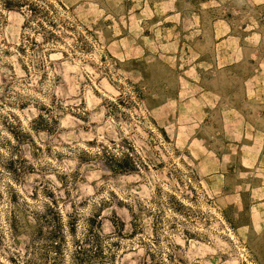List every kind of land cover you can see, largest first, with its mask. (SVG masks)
Segmentation results:
<instances>
[{
	"label": "rangeland",
	"instance_id": "374dc122",
	"mask_svg": "<svg viewBox=\"0 0 264 264\" xmlns=\"http://www.w3.org/2000/svg\"><path fill=\"white\" fill-rule=\"evenodd\" d=\"M42 3L48 56L0 2V260L54 264L58 212L59 264L91 225L105 264H264V0Z\"/></svg>",
	"mask_w": 264,
	"mask_h": 264
},
{
	"label": "trees",
	"instance_id": "16d2710c",
	"mask_svg": "<svg viewBox=\"0 0 264 264\" xmlns=\"http://www.w3.org/2000/svg\"><path fill=\"white\" fill-rule=\"evenodd\" d=\"M0 2L1 5L8 10L25 11L28 17L27 25H29L34 31V33L27 34L26 36L29 43L33 46L32 49L37 46L40 34L44 31L49 36L44 37L43 39L48 43L53 42L52 45H50L48 49H46V55L48 56L50 52L57 48V43L55 42L61 40L60 35L64 34V27L61 26L60 23L51 19V17L49 16L50 9H48V6L42 3V0H0ZM21 50L23 53L26 52L25 48L22 46ZM43 117V115L40 116L41 121H44ZM123 156L125 158L129 157L128 155ZM112 158L113 162L114 159L115 161H120L118 160V156L116 155H113ZM14 163L15 161L12 159L8 164L9 170L13 168ZM123 168L124 167L120 166H111V169L113 170L124 171ZM179 205L182 206L181 203ZM50 211L53 212V209H50ZM54 214L55 217L50 221V223L53 224V228L48 234H45L46 238L48 239L46 243L55 254L54 264H59L61 257L64 255L63 244L65 241V234L63 229L64 224L61 221L60 214L58 212H55ZM91 221L95 223L96 219ZM42 222L43 221L38 218L34 220V222H23L21 220H18L17 215H14L13 217L11 216L9 220L12 234L18 235L19 233L24 231L29 232L31 237L30 241L33 245H35L36 241L44 235ZM46 224H49V222H46ZM101 234V231L95 232L94 229H92L91 225L84 239H77L74 241L72 249L69 250V264H105L106 261L108 262L109 258L106 251H108L109 248L107 246H104L101 240ZM43 260L45 259L43 258L41 263H37V260L33 257V253H31L30 251L25 254L17 252L15 255L7 257V262L0 260V264H45V261L43 262Z\"/></svg>",
	"mask_w": 264,
	"mask_h": 264
}]
</instances>
